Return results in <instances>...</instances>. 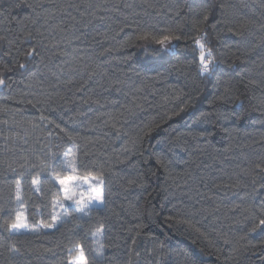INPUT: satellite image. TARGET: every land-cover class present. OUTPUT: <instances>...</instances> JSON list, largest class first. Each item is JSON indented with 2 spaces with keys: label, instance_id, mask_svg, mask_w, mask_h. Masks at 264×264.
Instances as JSON below:
<instances>
[{
  "label": "trees",
  "instance_id": "1",
  "mask_svg": "<svg viewBox=\"0 0 264 264\" xmlns=\"http://www.w3.org/2000/svg\"><path fill=\"white\" fill-rule=\"evenodd\" d=\"M146 32L180 39L166 51ZM0 76V225L50 222L58 186L39 166L69 149L105 181L90 217L0 226V264H68L74 244L89 264H264L249 231L264 218V0H0Z\"/></svg>",
  "mask_w": 264,
  "mask_h": 264
},
{
  "label": "snow or ice",
  "instance_id": "2",
  "mask_svg": "<svg viewBox=\"0 0 264 264\" xmlns=\"http://www.w3.org/2000/svg\"><path fill=\"white\" fill-rule=\"evenodd\" d=\"M223 7V6H222ZM203 19H208V13L205 12ZM244 25H241L242 29ZM232 31V29H229ZM237 35L242 34L238 29ZM152 39L156 44L160 45L166 51H171L173 40H179L180 37L174 33L163 34L159 37L152 35L151 33H144L139 36L140 40ZM195 44L199 49V71L201 75L209 74L213 71L215 66V57L211 48L206 46L205 37L200 36L195 40ZM34 51V50H33ZM32 53H28L31 55ZM21 68L25 65L21 64ZM5 86V79L0 76V87ZM45 119V117H41ZM59 127V125H57ZM69 139L72 137L69 135ZM55 154H53V158ZM40 171H48L51 173V183L54 186H58L54 198L51 201V212L49 213L50 222L44 223L41 221L39 224L32 223L29 220V216L25 211L17 210L14 218L5 219L3 226L9 234H22L29 231H36L37 228L54 229L58 224L65 223L66 218L69 216V208L71 207L74 212L79 213L81 218L90 217L91 212L96 209L98 205L105 204V181L102 175H86L80 176L77 173L82 167L80 158L77 152H73L69 149L64 153L62 161L55 167L52 166L47 160L42 161L40 164ZM261 171H264L262 169ZM134 182V181H133ZM82 185H86V189L77 190ZM31 190L33 194H40L43 192L42 180L40 179V172H37L31 179ZM62 193V196L60 195ZM42 198V197H41ZM15 202L18 209L24 208V197L22 194V184L20 180L15 184ZM47 206V205H46ZM59 209V211L57 210ZM2 211V209H0ZM253 226L249 229L250 232H256L258 229L264 230V218H260L256 223V217L253 215ZM104 231V224L101 222L93 232V238L102 236ZM264 244V241H261ZM103 243L95 249L97 257L103 254ZM11 251H17L13 246ZM70 259L68 264H89L88 258L85 254V249L80 244H74L69 248ZM94 264V262H93Z\"/></svg>",
  "mask_w": 264,
  "mask_h": 264
},
{
  "label": "rangeland",
  "instance_id": "3",
  "mask_svg": "<svg viewBox=\"0 0 264 264\" xmlns=\"http://www.w3.org/2000/svg\"><path fill=\"white\" fill-rule=\"evenodd\" d=\"M162 50H165L164 48H162L161 46H159ZM81 176V175H80ZM82 176H86V175H82ZM84 189H86V185H82L81 186V188H78L77 190L79 191V190H84ZM98 206H100V205H98ZM58 211H59V209H57ZM40 229H48V228H37V230H40ZM101 242H100V240L99 239H97L96 240V243H95V249L99 246V244H100Z\"/></svg>",
  "mask_w": 264,
  "mask_h": 264
}]
</instances>
